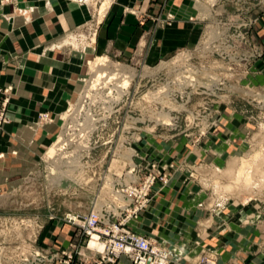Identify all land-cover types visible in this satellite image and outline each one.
Returning <instances> with one entry per match:
<instances>
[{
  "label": "rangeland",
  "instance_id": "obj_1",
  "mask_svg": "<svg viewBox=\"0 0 264 264\" xmlns=\"http://www.w3.org/2000/svg\"><path fill=\"white\" fill-rule=\"evenodd\" d=\"M72 1L91 10L89 22L66 36L67 48L75 50L95 42L114 0L102 16L105 0ZM190 1L195 12L186 20L195 29L183 43L150 57L157 30L175 23L177 13L165 6L154 13L127 8L143 25L151 21L133 55L104 53L87 61L82 91L60 113L56 138L34 170L0 192V264H87L77 260L86 235L69 249L56 243L57 251L44 244L43 234L68 226L82 235L69 217L81 221L79 216L95 209L118 206L112 191L129 181L133 167L142 178L156 173L168 182L182 176L196 185L190 194L204 193L197 205L208 210V217L196 223L194 236H175L179 247L197 249L190 264L204 256L217 264L219 250L212 241L217 235L202 238L215 211L227 217L229 229L233 222L244 230L228 239L240 253H264V0ZM98 57L107 59L109 75L89 90ZM11 91L0 88V135L11 120ZM40 114L39 126L53 121L50 113L47 121ZM157 193L152 191L138 212L132 213L134 205L125 213L114 210V219L140 231L136 219ZM167 250L171 264L175 257Z\"/></svg>",
  "mask_w": 264,
  "mask_h": 264
},
{
  "label": "crops",
  "instance_id": "obj_2",
  "mask_svg": "<svg viewBox=\"0 0 264 264\" xmlns=\"http://www.w3.org/2000/svg\"><path fill=\"white\" fill-rule=\"evenodd\" d=\"M163 6L177 13L178 19L166 29L157 30L152 39L150 57L153 58L159 52L183 43L192 34L195 28L186 20L195 12L192 1L114 0L109 15L97 30L95 42L75 50L67 48L65 39L70 31L83 27L91 19L87 5L72 0L0 2V88H12L11 120L0 135V192L16 187L34 170L45 148L56 138L60 130V113L82 91L83 78L89 72L87 61L93 55L104 53L117 52L123 57L133 55L151 21L147 20L143 25L126 9L154 13ZM262 35L264 43V27ZM3 98L0 93V104ZM41 112H49L53 121L39 126L37 119ZM193 189L196 185L189 181L185 183L182 176L169 179L165 185L158 182L153 187V193L158 191L154 200L136 219L141 229L137 232L158 242L159 239L166 241L168 247L164 246L173 251L175 257L171 264H190V257L198 252L186 245L179 247L175 242V236L180 232L194 236L196 223L208 217V210L197 205L204 193L192 195ZM226 219L215 211L207 220L208 228L202 235V238L217 235V239H212L219 250L217 264H264V253H240L232 240L228 241L233 235L238 236L240 229L237 230L233 222L234 229H229ZM73 228L57 226L43 234L44 244L58 251L53 248L56 243L62 242L68 249L72 241L81 243L83 235L77 227ZM82 254L83 257H77V260L95 264L96 256L90 255L87 249L82 250ZM184 254L188 256L183 257ZM47 264L65 263L56 260ZM113 264L132 262L121 256Z\"/></svg>",
  "mask_w": 264,
  "mask_h": 264
},
{
  "label": "built area",
  "instance_id": "obj_3",
  "mask_svg": "<svg viewBox=\"0 0 264 264\" xmlns=\"http://www.w3.org/2000/svg\"><path fill=\"white\" fill-rule=\"evenodd\" d=\"M40 116L43 121L49 120V113H41ZM135 168L128 172L129 181L112 191L115 201L119 202L117 208L95 209L87 215L79 216L81 221L72 218L75 215L69 217V220L78 226L82 235L88 237L85 249L90 255L96 256L94 260L96 264H113L121 256L128 257L132 264H170V254L164 245L127 227L123 221L114 219L116 216L114 210L125 213L128 212V207L132 209L133 205L132 213L144 209L150 200L153 187L159 181L167 182V178L159 179L156 173H149L142 178L139 170ZM125 200L129 204L124 205L122 202ZM92 240L101 244V247L90 246ZM32 263L39 264V262ZM199 264L216 263L212 258L204 256L199 259Z\"/></svg>",
  "mask_w": 264,
  "mask_h": 264
},
{
  "label": "bare ground",
  "instance_id": "obj_4",
  "mask_svg": "<svg viewBox=\"0 0 264 264\" xmlns=\"http://www.w3.org/2000/svg\"><path fill=\"white\" fill-rule=\"evenodd\" d=\"M111 2H112V0H105V2L102 4V6L99 9L101 16L105 13V11L107 10V8L109 7ZM106 61H107V59L102 58V57H98V59L95 62L92 63L91 70L95 74V79H94V81L92 83H90L91 85L89 84V87H88L89 90L93 89L97 85L101 84L102 81L105 79L104 77H106V78L108 77V75H109L108 73L109 72L107 71L108 72L107 73L106 72V68H105V65H106L105 62ZM128 72H129V70H128ZM128 72L125 71L124 74L125 73L128 74ZM122 73H123V71H122ZM110 75H111V73H110ZM124 77H126V75ZM127 85H128V81L124 80L122 86L126 87ZM90 246L101 247V244L97 243L95 240H92Z\"/></svg>",
  "mask_w": 264,
  "mask_h": 264
}]
</instances>
